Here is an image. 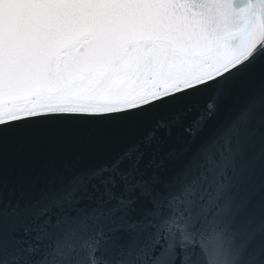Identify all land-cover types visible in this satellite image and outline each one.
I'll use <instances>...</instances> for the list:
<instances>
[{
  "label": "snow or ice",
  "instance_id": "1",
  "mask_svg": "<svg viewBox=\"0 0 264 264\" xmlns=\"http://www.w3.org/2000/svg\"><path fill=\"white\" fill-rule=\"evenodd\" d=\"M0 264H264V0H0Z\"/></svg>",
  "mask_w": 264,
  "mask_h": 264
}]
</instances>
